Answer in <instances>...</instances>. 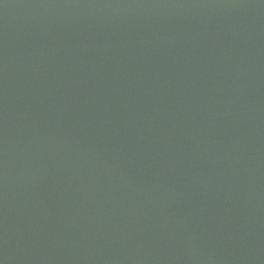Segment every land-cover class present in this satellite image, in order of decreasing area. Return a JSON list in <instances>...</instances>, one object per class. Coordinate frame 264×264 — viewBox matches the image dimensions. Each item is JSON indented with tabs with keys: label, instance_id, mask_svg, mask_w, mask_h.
I'll return each instance as SVG.
<instances>
[{
	"label": "water",
	"instance_id": "95a60500",
	"mask_svg": "<svg viewBox=\"0 0 264 264\" xmlns=\"http://www.w3.org/2000/svg\"><path fill=\"white\" fill-rule=\"evenodd\" d=\"M0 264H264V0H0Z\"/></svg>",
	"mask_w": 264,
	"mask_h": 264
}]
</instances>
